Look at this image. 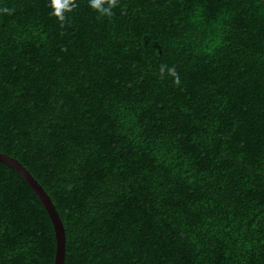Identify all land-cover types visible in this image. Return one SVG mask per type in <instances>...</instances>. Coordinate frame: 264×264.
I'll return each instance as SVG.
<instances>
[{
  "label": "trees",
  "instance_id": "1",
  "mask_svg": "<svg viewBox=\"0 0 264 264\" xmlns=\"http://www.w3.org/2000/svg\"><path fill=\"white\" fill-rule=\"evenodd\" d=\"M48 3L0 0V152L65 264H264L263 1L77 0L64 28ZM54 253L0 164V264Z\"/></svg>",
  "mask_w": 264,
  "mask_h": 264
},
{
  "label": "water",
  "instance_id": "2",
  "mask_svg": "<svg viewBox=\"0 0 264 264\" xmlns=\"http://www.w3.org/2000/svg\"><path fill=\"white\" fill-rule=\"evenodd\" d=\"M263 4H264V0ZM0 164L11 169L18 175L32 191L36 199L45 210L54 231L55 253L53 264H65L66 254V234L65 228L59 213L53 204L50 196L44 190L42 185L33 177V175L15 158L0 152Z\"/></svg>",
  "mask_w": 264,
  "mask_h": 264
},
{
  "label": "clouds",
  "instance_id": "3",
  "mask_svg": "<svg viewBox=\"0 0 264 264\" xmlns=\"http://www.w3.org/2000/svg\"><path fill=\"white\" fill-rule=\"evenodd\" d=\"M119 0H88V7L92 9L97 18H110L114 14V9L118 6ZM48 7L50 9V16L54 17L60 28H64L68 22V13L73 12L79 7L77 0H49ZM14 9H0L4 14H12ZM158 75L161 79L165 75L172 78V82L176 85L180 84L179 73L174 68L161 64L158 70Z\"/></svg>",
  "mask_w": 264,
  "mask_h": 264
}]
</instances>
